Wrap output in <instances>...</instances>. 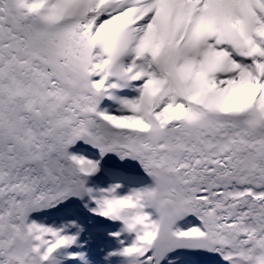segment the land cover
Wrapping results in <instances>:
<instances>
[{
	"label": "snow or ice",
	"instance_id": "snow-or-ice-1",
	"mask_svg": "<svg viewBox=\"0 0 264 264\" xmlns=\"http://www.w3.org/2000/svg\"><path fill=\"white\" fill-rule=\"evenodd\" d=\"M0 264H264V0H0Z\"/></svg>",
	"mask_w": 264,
	"mask_h": 264
},
{
	"label": "bare ground",
	"instance_id": "bare-ground-1",
	"mask_svg": "<svg viewBox=\"0 0 264 264\" xmlns=\"http://www.w3.org/2000/svg\"><path fill=\"white\" fill-rule=\"evenodd\" d=\"M103 163H115V166L118 167H123V168H128L130 170H135L134 172L137 173H142V170L140 169L139 165L137 164V162L132 161V160H125L123 162L119 161L117 158L113 157V156H109L105 159V161H103ZM122 168V169H123ZM143 174V173H142Z\"/></svg>",
	"mask_w": 264,
	"mask_h": 264
},
{
	"label": "rangeland",
	"instance_id": "rangeland-1",
	"mask_svg": "<svg viewBox=\"0 0 264 264\" xmlns=\"http://www.w3.org/2000/svg\"><path fill=\"white\" fill-rule=\"evenodd\" d=\"M105 164H107V165H109L111 167L119 168V169H122L123 168V167L121 168V167L115 166L114 165L115 163H105ZM122 170L125 171L126 173H130L132 175H142V173L134 172L135 170H130L128 168H123Z\"/></svg>",
	"mask_w": 264,
	"mask_h": 264
}]
</instances>
